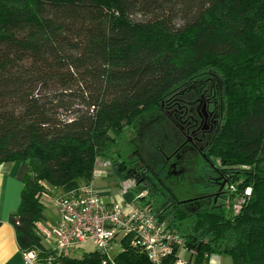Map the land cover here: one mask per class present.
Wrapping results in <instances>:
<instances>
[{"label": "trees", "instance_id": "obj_1", "mask_svg": "<svg viewBox=\"0 0 264 264\" xmlns=\"http://www.w3.org/2000/svg\"><path fill=\"white\" fill-rule=\"evenodd\" d=\"M207 94L218 127L179 141L181 172L131 159L133 141L114 150L141 116ZM175 114L165 116L187 142L178 116L190 113ZM96 158L145 192L138 203L182 239V264H264V0H0V165H27L9 219L20 249L45 264H152L130 235L109 257H73L38 230L46 185L90 182Z\"/></svg>", "mask_w": 264, "mask_h": 264}, {"label": "built area", "instance_id": "obj_2", "mask_svg": "<svg viewBox=\"0 0 264 264\" xmlns=\"http://www.w3.org/2000/svg\"><path fill=\"white\" fill-rule=\"evenodd\" d=\"M93 178L104 174L109 167L108 159L95 161ZM92 178V179H93ZM124 189H133V179H125ZM233 192L234 187L227 188ZM145 193V192H144ZM140 193L138 196L144 195ZM249 194V189L246 191ZM44 194V193H43ZM137 195L126 203H107L95 192L92 180L76 187L69 193L57 196L54 205L58 220L45 240L57 256H62L83 244H91L102 256L109 257L122 236H131V245L143 250L152 264H159L163 257L172 252L174 246L182 249V239L166 228L147 208L137 201ZM237 201V200H236ZM240 201L234 205L239 209ZM51 239V241H50ZM185 251V250H184ZM24 264L39 263L35 250H22ZM178 257L175 264H182Z\"/></svg>", "mask_w": 264, "mask_h": 264}, {"label": "rangeland", "instance_id": "obj_3", "mask_svg": "<svg viewBox=\"0 0 264 264\" xmlns=\"http://www.w3.org/2000/svg\"><path fill=\"white\" fill-rule=\"evenodd\" d=\"M190 98L187 97L185 102L192 99ZM182 105L183 104L177 102L175 107L173 106L171 108L168 107L169 108L167 110L168 113L157 112L154 114H145L141 116L139 122L136 124L137 126L136 128H130V126L125 127L124 138L119 140V147L114 148V150H119V149L121 150L130 141H133L135 142V144H137L140 147L139 150L140 153L136 152L135 154L131 155L130 156L131 159H134V157L136 156L139 158V156L142 155V157L146 159L159 174L161 173L163 176L170 175L173 171H175V169H173L172 167L173 161L172 160L167 161V157H171V155L176 149L175 146L179 143V141H185V139L183 140V137L180 135L179 131H176L174 129V126L170 125L165 114L172 115V112H174L176 113V115H178V113H181ZM158 146H160V150H158L157 148ZM98 159L99 158H96V160ZM129 161L132 160L129 159ZM100 167L101 164L100 166L94 168L100 169ZM104 170H105L104 175L99 177H94L93 179H91L95 192L103 199L104 202L115 201L118 199L119 196L122 197L125 194L128 195V198L137 195V192L134 189L126 190L123 188L126 180L123 179V177L120 174L114 172V165L110 166L107 169L104 168ZM71 182H75V181H71ZM77 183H79L80 185L84 184L83 182H77ZM46 188L47 190L53 189L47 185ZM58 189L62 190V186L59 187ZM66 193L67 192L61 193V191L58 193H53L52 196L48 200H46V209H45L46 217L40 220L38 223L41 225V227L44 228V230L47 233H51L53 229L52 227L55 225V222L57 220V209L54 205V199L57 196ZM48 195L51 194L49 193ZM118 244L114 247V250L111 254L117 252ZM91 248H93V246L90 243L83 244L80 247H78L76 250L71 251L70 254L73 257H78L83 252ZM179 256L183 260H187L189 258V254L184 250H180ZM218 257L225 263L231 262V258L228 256H218Z\"/></svg>", "mask_w": 264, "mask_h": 264}, {"label": "crops", "instance_id": "obj_4", "mask_svg": "<svg viewBox=\"0 0 264 264\" xmlns=\"http://www.w3.org/2000/svg\"><path fill=\"white\" fill-rule=\"evenodd\" d=\"M113 165H114V172L120 174L118 170V166L112 163L110 166ZM109 167H106V169ZM26 172H27V165L24 162L13 161V162H5L0 165V264H24L22 250L20 249L17 243L14 227L9 219H10V215L13 214L19 206L20 194L23 187V179ZM78 186H80L79 183L71 182L62 186V190L58 188L48 189L47 193L41 195L40 201L46 209V200H48L53 193H58L60 191L61 193L63 192L69 193ZM49 193L51 195H48ZM131 199L132 196L128 198V195L125 194L122 197L119 196L117 200L109 201L107 203H117V202L126 203V201H129ZM45 209L43 211L42 219L46 217ZM57 220H58V214H57ZM57 220L55 224L57 223ZM36 226L38 229L44 231V233L47 234V232L44 230L43 227H41L39 223H37ZM47 241L46 243L49 244ZM37 264H45V263H37ZM52 264H63V263L55 262Z\"/></svg>", "mask_w": 264, "mask_h": 264}, {"label": "flooded vegetation", "instance_id": "obj_5", "mask_svg": "<svg viewBox=\"0 0 264 264\" xmlns=\"http://www.w3.org/2000/svg\"><path fill=\"white\" fill-rule=\"evenodd\" d=\"M185 110V113L188 112L190 121L184 122L181 117L178 115V119L185 125L187 123V131L185 135L187 136V142L183 141L182 145L189 143L191 144H200L209 139L214 135L217 130L219 118H220V108L216 99H213L210 95H200L196 100H189L185 102L182 107ZM184 128V126L182 125ZM181 152L175 150L171 157H167V161H173L172 167L175 169L172 173L181 172L182 169H179L177 166L178 160L182 158ZM179 152V153H178ZM171 173V174H172Z\"/></svg>", "mask_w": 264, "mask_h": 264}]
</instances>
